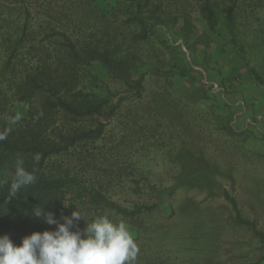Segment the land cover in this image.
Returning <instances> with one entry per match:
<instances>
[{
  "label": "rangeland",
  "instance_id": "1",
  "mask_svg": "<svg viewBox=\"0 0 264 264\" xmlns=\"http://www.w3.org/2000/svg\"><path fill=\"white\" fill-rule=\"evenodd\" d=\"M233 1L211 0L217 33L203 17L204 0H154L143 18L149 22L148 11L159 6L162 23L136 48L142 59L130 87L113 80L99 63L86 67L115 103L125 98L134 113L139 110V126L126 130L118 160L133 164V175L111 187L109 197L128 210L136 205L157 208L135 219L106 214L128 226L137 258L164 264H253L264 256V246L251 227L239 223L228 200L234 199L241 217L264 233V0H239L233 21L227 23L224 10ZM95 2L0 0V19L9 24H0V67L6 58L5 35L17 30L27 8L35 27L43 22L41 5L53 9L46 22L64 25L69 33L76 24L83 43L106 40L102 31L118 26L127 39L123 24L135 15L134 8L98 1L104 8L117 7L107 20L94 13ZM133 27L132 32L140 30ZM141 73L146 79L136 89ZM89 78L80 88L96 92ZM13 110L15 119L27 114L26 106ZM122 121L120 116L109 121L108 149L119 139ZM116 144L113 148L120 150Z\"/></svg>",
  "mask_w": 264,
  "mask_h": 264
},
{
  "label": "trees",
  "instance_id": "2",
  "mask_svg": "<svg viewBox=\"0 0 264 264\" xmlns=\"http://www.w3.org/2000/svg\"><path fill=\"white\" fill-rule=\"evenodd\" d=\"M98 1L106 2L96 0L92 6L94 13L107 20L116 15V6L104 8ZM115 1L118 6L134 8V17L130 16L123 24L129 30L127 39L118 26L113 31L110 28L102 31L106 40L83 43L76 33L75 23L71 33L64 25L61 28L47 23L53 9L45 5H41L39 14L43 22L39 27H35V18L27 8L25 18L17 23V30L11 31L15 34L5 35L6 58L0 67V134H6V139L0 140V174L12 175L0 178V236L9 235L16 246L33 232L55 230V225H47L32 216L34 210L43 207L45 212L55 213L60 222L77 208L85 220L75 222L80 230L108 212L135 219L157 208L156 205H136L128 210L109 197L111 187L133 175L129 173L133 164L125 165L118 160L124 149L126 130L131 125L139 126V117L135 115L139 110L134 113L125 98L115 103L112 94L103 93L106 85L86 71V67L99 63L113 80L132 86L130 80L142 59L136 48L147 43L154 36V27L162 23L159 6L148 11L149 22L143 18L144 9L154 0ZM238 1L234 0L224 10L227 23L233 21ZM210 2L204 0L201 11L211 28L219 33L218 14ZM0 24L9 26L8 19H0ZM132 27L140 30L132 32ZM88 75L96 92L80 88ZM180 75L185 77L186 73L180 72ZM145 79L146 75L141 73L135 81L136 89L141 88ZM126 105L129 108L123 112ZM18 106H26L27 114L15 119L13 109ZM119 116L123 118L119 124L121 135L108 149L106 129L109 121ZM116 142L120 150L113 148ZM37 153L41 157L38 163L33 159ZM18 160H23L25 170L33 172L37 180L12 198L9 188L15 179ZM133 182L138 185L137 181ZM228 200L237 212L239 223L251 227L264 246V233L255 223L241 217L234 199L228 197ZM135 264L164 263L142 257L137 258ZM253 264H264V256Z\"/></svg>",
  "mask_w": 264,
  "mask_h": 264
},
{
  "label": "clouds",
  "instance_id": "3",
  "mask_svg": "<svg viewBox=\"0 0 264 264\" xmlns=\"http://www.w3.org/2000/svg\"><path fill=\"white\" fill-rule=\"evenodd\" d=\"M3 139L6 134H0V140ZM40 158L39 153L33 157L37 163ZM15 169V179L9 188L12 198L37 180L33 172L25 170L23 160L16 162ZM32 216L55 225V230L33 232L19 246L9 235L0 236V264H135L139 249L124 222H114L102 215L85 222L86 227L80 230L75 222L84 218L77 208L70 217L63 216V222L55 213L45 212L44 207L34 210Z\"/></svg>",
  "mask_w": 264,
  "mask_h": 264
}]
</instances>
